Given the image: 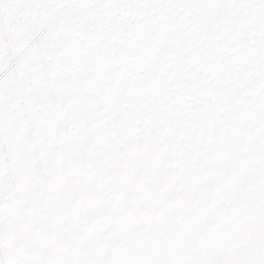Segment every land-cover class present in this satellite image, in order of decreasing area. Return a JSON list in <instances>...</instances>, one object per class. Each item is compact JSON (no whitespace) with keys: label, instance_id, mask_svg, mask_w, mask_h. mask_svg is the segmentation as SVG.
Wrapping results in <instances>:
<instances>
[{"label":"snow or ice","instance_id":"snow-or-ice-1","mask_svg":"<svg viewBox=\"0 0 264 264\" xmlns=\"http://www.w3.org/2000/svg\"><path fill=\"white\" fill-rule=\"evenodd\" d=\"M0 264H264V0H0Z\"/></svg>","mask_w":264,"mask_h":264}]
</instances>
